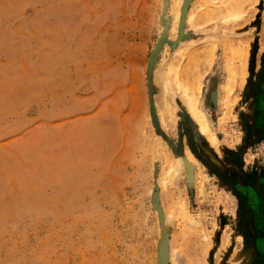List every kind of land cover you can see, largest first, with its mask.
Here are the masks:
<instances>
[{"label": "rangeland", "instance_id": "374dc122", "mask_svg": "<svg viewBox=\"0 0 264 264\" xmlns=\"http://www.w3.org/2000/svg\"><path fill=\"white\" fill-rule=\"evenodd\" d=\"M262 228L264 0H0V264H262Z\"/></svg>", "mask_w": 264, "mask_h": 264}, {"label": "bare ground", "instance_id": "6f19581e", "mask_svg": "<svg viewBox=\"0 0 264 264\" xmlns=\"http://www.w3.org/2000/svg\"><path fill=\"white\" fill-rule=\"evenodd\" d=\"M221 46H222L221 49L224 53L223 54V56H224L223 67H224V71H225L226 75L224 77V80H222V83H220L221 85L219 86L221 89V93H222L221 98H220V103H219L221 105V109H222V116L220 117V124L225 123L224 121H226V119H228V117L230 115V110H231V108L235 102V97L231 96L232 90H233L234 84H235V76L237 75V77L239 79L238 80L239 86L243 85L245 77L247 76V60H248V50H249L248 49V47H249L248 43L243 42L240 45L239 42L234 41L233 39L224 40V42H222ZM210 47L213 49L214 45H212ZM210 61H212V59H210ZM198 76H199V74L197 75V77ZM197 77H195V78H197ZM199 77L201 78V76H199ZM200 78L195 84H192L193 82L192 83H184V81H181L179 78H177V79L174 78L173 81H174L177 89H179L182 92V94L184 95V98L186 99V102L188 104V108H189L190 114L192 116V119H194L196 121L197 125L199 126V133L206 139V141L209 143L210 146L216 148L218 146V139H217L215 133L210 128L209 121L207 120L204 112L200 108H198V106L196 105V102L198 99V94L200 91V85H201L200 84L201 83ZM163 105H164V107L162 106L163 107L162 112H164L165 107H166L165 103H163ZM231 115H233V114H231ZM188 156L191 159L193 158L190 153H188ZM196 166H197L198 171L200 173V174H198V176L200 178V180L198 181V189H199V191H202L201 188H203L204 181H206V178L204 176H202L201 171H203V170H202L201 166L198 164H196ZM180 169H181V165L179 164V162H174L170 165L169 171H171V170L178 171ZM171 204L176 205V203H172V202H171ZM179 205H178L179 207H178V211H177V216L179 217L181 222L187 221V222H190V224L192 223L194 225V223H193L194 221L190 218V215L188 213L189 209L187 207V204L182 203Z\"/></svg>", "mask_w": 264, "mask_h": 264}, {"label": "water", "instance_id": "95a60500", "mask_svg": "<svg viewBox=\"0 0 264 264\" xmlns=\"http://www.w3.org/2000/svg\"><path fill=\"white\" fill-rule=\"evenodd\" d=\"M184 22L183 20L180 22V26H183ZM161 44L158 43L156 45V47L151 51L150 56H149V60H148V67H150L156 57V55L158 54L159 50H160ZM216 102V89H214L211 94H210V105H214ZM162 264H165V262H162Z\"/></svg>", "mask_w": 264, "mask_h": 264}, {"label": "flooded vegetation", "instance_id": "af4514ba", "mask_svg": "<svg viewBox=\"0 0 264 264\" xmlns=\"http://www.w3.org/2000/svg\"><path fill=\"white\" fill-rule=\"evenodd\" d=\"M262 229H264V228H262ZM258 242L260 243L259 238H258V240L256 239L257 245H258ZM262 249H264V246H262ZM262 252H264V250H262ZM259 262H261L262 264H264V258L260 257L259 258Z\"/></svg>", "mask_w": 264, "mask_h": 264}, {"label": "crops", "instance_id": "0c3cea01", "mask_svg": "<svg viewBox=\"0 0 264 264\" xmlns=\"http://www.w3.org/2000/svg\"><path fill=\"white\" fill-rule=\"evenodd\" d=\"M258 226V225H257Z\"/></svg>", "mask_w": 264, "mask_h": 264}]
</instances>
